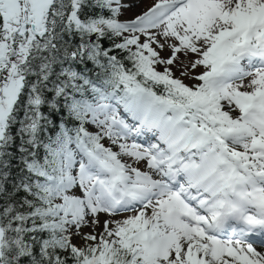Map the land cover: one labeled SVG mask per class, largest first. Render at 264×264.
Here are the masks:
<instances>
[{"label":"snow or ice","instance_id":"obj_1","mask_svg":"<svg viewBox=\"0 0 264 264\" xmlns=\"http://www.w3.org/2000/svg\"><path fill=\"white\" fill-rule=\"evenodd\" d=\"M143 2L0 0V264H264V0Z\"/></svg>","mask_w":264,"mask_h":264},{"label":"rangeland","instance_id":"obj_2","mask_svg":"<svg viewBox=\"0 0 264 264\" xmlns=\"http://www.w3.org/2000/svg\"><path fill=\"white\" fill-rule=\"evenodd\" d=\"M151 3V0H144L143 3H140L135 9L134 11L139 12L141 10H143L146 6H148ZM130 15V14H127ZM125 17H122V19Z\"/></svg>","mask_w":264,"mask_h":264}]
</instances>
